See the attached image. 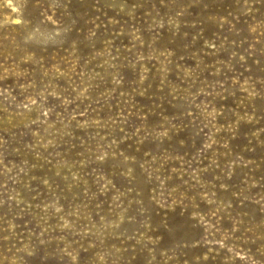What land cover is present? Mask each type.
Returning <instances> with one entry per match:
<instances>
[{
    "label": "rangeland",
    "instance_id": "1",
    "mask_svg": "<svg viewBox=\"0 0 264 264\" xmlns=\"http://www.w3.org/2000/svg\"><path fill=\"white\" fill-rule=\"evenodd\" d=\"M0 264H264V0H0Z\"/></svg>",
    "mask_w": 264,
    "mask_h": 264
}]
</instances>
